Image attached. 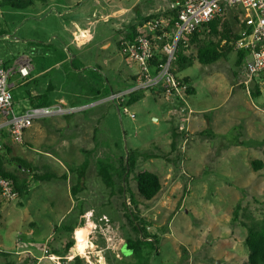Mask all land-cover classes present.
<instances>
[{
    "label": "rangeland",
    "instance_id": "obj_1",
    "mask_svg": "<svg viewBox=\"0 0 264 264\" xmlns=\"http://www.w3.org/2000/svg\"><path fill=\"white\" fill-rule=\"evenodd\" d=\"M150 1L47 0L22 10L0 8V61L8 65L27 58L37 80L22 88L17 77L11 78L14 113L29 107L24 91L36 95L49 87L52 106L77 108L71 115L35 121L21 143L4 141L9 156L36 169L46 165L66 179L35 184L27 196L0 201V264H74V258L80 264H132L125 244L137 239L147 264H240L247 259L246 230L232 221V211L240 205L241 213L264 217V73L244 84L241 68L228 54L211 65L193 61L177 72L194 90L183 95V102L145 91L119 114L109 96L71 105L79 88L70 78L79 67L98 73L99 84L107 79L113 91L130 86L138 68L120 55L116 32L128 25L134 6L144 8ZM237 15L224 11L217 19L228 20L236 32ZM72 22L88 27L90 42L76 45ZM199 32L186 55L220 41ZM181 107L192 112L185 144L178 129L179 137L172 135L182 125ZM129 152L133 171L125 181V175L120 179L115 173L113 187H106L97 175L98 161L107 160L120 173ZM3 155L4 168L15 172ZM84 160L83 190L73 197L75 169ZM253 161L262 167L255 170ZM21 170L19 178L31 179L32 169ZM140 171L160 179V192L150 201L137 194L134 177ZM138 224L147 235L133 230Z\"/></svg>",
    "mask_w": 264,
    "mask_h": 264
},
{
    "label": "built area",
    "instance_id": "obj_2",
    "mask_svg": "<svg viewBox=\"0 0 264 264\" xmlns=\"http://www.w3.org/2000/svg\"><path fill=\"white\" fill-rule=\"evenodd\" d=\"M165 10L148 16L135 28L132 40L123 36L118 39L120 54L136 64L138 74L127 90L111 94V102H122L128 94L140 91H157L167 101L175 99L183 102L187 86L173 74V65L180 45L189 47L188 38L198 32L203 25L214 20L223 12H238L239 37L233 43L235 51L243 54L241 70L248 84L253 78L264 73V0H165ZM240 12V13H239ZM225 43V41H222ZM191 44V43H190ZM195 44V43H194ZM187 54V49H186ZM28 59L7 67L0 61V153L5 139L21 143L23 134L40 119L67 116L77 108L61 106L28 107L19 114L13 111L10 80L18 77L27 80L31 72ZM79 109V108H78ZM183 133V144L191 111L184 107L179 110ZM184 151V146L181 148ZM18 198L12 182L0 178V201L10 202Z\"/></svg>",
    "mask_w": 264,
    "mask_h": 264
},
{
    "label": "trees",
    "instance_id": "obj_3",
    "mask_svg": "<svg viewBox=\"0 0 264 264\" xmlns=\"http://www.w3.org/2000/svg\"><path fill=\"white\" fill-rule=\"evenodd\" d=\"M36 1H40L44 4L47 2V0H0V8L6 6L22 10L32 6ZM217 18L218 17H216L206 25H203L202 28L208 30L210 34L219 36L220 41L216 43H210L202 48H198L194 56L186 55L185 51L187 48L184 46V44H181L179 52L177 54V58L173 65L172 72L174 75H176L178 71H182L188 67H191L193 61H197L200 65L203 66L211 65L221 59L224 60L228 54L234 52V48L232 45L234 41L238 39L239 33L237 31H233V25L231 26L228 20L223 19L221 21ZM233 20L234 23H237V18H234ZM135 28L136 26H130L122 36L127 40H132L134 37ZM196 40H198L197 32L188 38V41L191 44H194ZM222 41H225V43H222ZM116 45L118 47V41H116ZM236 54L237 56L235 67L240 69L242 66L243 54L240 52H237ZM70 67L73 68V62L71 63ZM78 69H80V67ZM234 76H236L235 73ZM99 77L101 76H99L98 73L95 74V72H93L92 70H74V74H72L70 80L78 86L79 93L72 101L71 105H84L85 103L83 102L92 103L98 101L101 98L108 97L111 94L123 92L130 88L136 79H134L133 77L130 86L128 88H125V90L119 92L112 90L111 84L107 79L102 80L101 78V84H99ZM178 79L181 83L187 86L185 93H187V95L193 94L194 90L189 85V78L178 77ZM32 83L36 84L37 80H32ZM19 84H21V82H19ZM28 85L29 83H26L22 85V88H27ZM141 93H143V91L128 94L124 97L122 102L115 101L114 105L117 109H119V112L121 110L124 111V109L139 102L142 99ZM257 94L254 93V97H256ZM24 95L27 97L29 107H50L54 104L51 97L50 87L41 93H37L36 95H31L28 91H24ZM177 129L178 128L172 131L173 138H176L177 136L179 137ZM4 152L6 156L10 155V150L6 145H4L3 151L2 153H0V178L8 179L12 182L14 190L18 193V197L27 196L30 192L31 187L35 184L50 182L53 179H66L65 175L58 176L55 172L50 171V168L46 165H42L39 169H36L35 167H32L28 162L12 156H9L8 161L15 164V172L7 171L4 168V162L6 160L5 155H3ZM251 165L255 170L262 167V163L259 161H253ZM87 166L88 161L84 160L75 169L76 181L75 184L70 187V194L73 197L83 190L84 177ZM121 167L122 172L118 173L117 169L114 168L112 163L108 162L107 160H100L97 163V175L98 177H100L102 183L108 188H112L114 185L113 177L115 173L120 177V179H123V176L125 175V181L128 173L133 171L135 167V158L132 156L131 152H129V155L127 156V162L123 163ZM21 169H32V172L30 174L31 179L27 180L19 178L17 176V173L22 172ZM134 180L136 183L137 194L143 200L150 201L160 192V179L156 174L152 172L140 171L135 174ZM241 211H243V208H241L240 205H237L232 211V221H239L240 225L246 230L244 245L247 249V259L240 264H264V217L257 220L254 219L251 215H245L241 213ZM239 217H243L245 221L239 220ZM136 226L137 225H133L134 231H136L137 233L138 231L144 232L147 235L146 228H142L139 224L138 227ZM68 230H70V228H68ZM79 239L80 237L77 234V242L79 241ZM141 243L142 242L138 239L135 241H126L125 247L127 249V252L131 254L135 259V262L132 264H147L146 261L143 262L141 259ZM146 243L150 242L148 241ZM76 247L77 245L75 246V249L73 251V253L75 254H77ZM69 248L70 244H67L66 250ZM73 263L80 264V259L74 258ZM6 264L13 263L9 262Z\"/></svg>",
    "mask_w": 264,
    "mask_h": 264
},
{
    "label": "crops",
    "instance_id": "obj_4",
    "mask_svg": "<svg viewBox=\"0 0 264 264\" xmlns=\"http://www.w3.org/2000/svg\"><path fill=\"white\" fill-rule=\"evenodd\" d=\"M150 2L151 3H148L147 7H144V8L143 7H135V6L133 7L134 8V16H132V18L129 19V23L126 27H124L123 29H120L116 32V41H118V39L123 35V33H125V31L130 26L135 27L138 24H140L141 21L144 20L146 17L155 15L156 13L161 12L162 10H165V7H166L165 0H162V2H163L162 6L159 5L160 0H151ZM129 11H130V9H125V13H127ZM72 25H73V34H74L76 45L82 46V45L87 44L88 42L91 41V35L89 33L88 27H80L76 22H72ZM199 30H201L202 33L208 34V36L210 35L209 31L206 30L205 28H200ZM237 32L239 33L238 19H237ZM197 33H199V36H200V32L198 31ZM236 53L237 52H235V50H234V52L231 53L232 56L234 57V64H235L236 56H237ZM25 59H27V58H25ZM21 60H24V59H16V60L12 61V63H9L8 65H5L4 63H3V65L10 67V66L14 65L15 63H17L18 61H21ZM66 61L67 60L64 59V60H61L60 62L63 64ZM79 70H82V69H78L76 71H79ZM33 79H35V77H31V72H30V76L27 80H22V81L20 80L21 85L29 83ZM154 92L156 93L157 91H154Z\"/></svg>",
    "mask_w": 264,
    "mask_h": 264
},
{
    "label": "water",
    "instance_id": "obj_5",
    "mask_svg": "<svg viewBox=\"0 0 264 264\" xmlns=\"http://www.w3.org/2000/svg\"><path fill=\"white\" fill-rule=\"evenodd\" d=\"M116 111H117V113L119 114V110H118V109H116ZM28 171L30 172V169H29Z\"/></svg>",
    "mask_w": 264,
    "mask_h": 264
},
{
    "label": "bare ground",
    "instance_id": "obj_6",
    "mask_svg": "<svg viewBox=\"0 0 264 264\" xmlns=\"http://www.w3.org/2000/svg\"><path fill=\"white\" fill-rule=\"evenodd\" d=\"M65 106V105H64Z\"/></svg>",
    "mask_w": 264,
    "mask_h": 264
},
{
    "label": "flooded vegetation",
    "instance_id": "obj_7",
    "mask_svg": "<svg viewBox=\"0 0 264 264\" xmlns=\"http://www.w3.org/2000/svg\"><path fill=\"white\" fill-rule=\"evenodd\" d=\"M125 256V255H124Z\"/></svg>",
    "mask_w": 264,
    "mask_h": 264
}]
</instances>
